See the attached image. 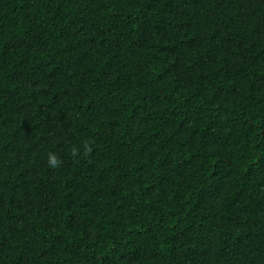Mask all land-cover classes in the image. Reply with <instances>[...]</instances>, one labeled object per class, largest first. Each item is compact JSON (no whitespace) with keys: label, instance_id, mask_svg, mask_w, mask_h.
<instances>
[{"label":"trees","instance_id":"1","mask_svg":"<svg viewBox=\"0 0 264 264\" xmlns=\"http://www.w3.org/2000/svg\"><path fill=\"white\" fill-rule=\"evenodd\" d=\"M0 264H264V0H0Z\"/></svg>","mask_w":264,"mask_h":264},{"label":"clouds","instance_id":"2","mask_svg":"<svg viewBox=\"0 0 264 264\" xmlns=\"http://www.w3.org/2000/svg\"><path fill=\"white\" fill-rule=\"evenodd\" d=\"M73 155H75V150H73ZM47 164L51 168H56L61 164V161L55 154L49 153L47 157Z\"/></svg>","mask_w":264,"mask_h":264}]
</instances>
